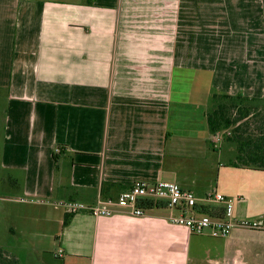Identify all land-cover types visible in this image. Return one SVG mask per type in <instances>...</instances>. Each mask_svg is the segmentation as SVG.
<instances>
[{
	"label": "crops",
	"instance_id": "crops-1",
	"mask_svg": "<svg viewBox=\"0 0 264 264\" xmlns=\"http://www.w3.org/2000/svg\"><path fill=\"white\" fill-rule=\"evenodd\" d=\"M0 89V201L21 206L0 216L6 255L47 264L49 238L63 264H263L262 224L254 240L243 227L215 238L162 207L94 217L53 204L137 180L202 196L252 170L219 162L205 114L214 93L264 97L262 0H0Z\"/></svg>",
	"mask_w": 264,
	"mask_h": 264
},
{
	"label": "built area",
	"instance_id": "built-area-1",
	"mask_svg": "<svg viewBox=\"0 0 264 264\" xmlns=\"http://www.w3.org/2000/svg\"><path fill=\"white\" fill-rule=\"evenodd\" d=\"M236 199L227 197L215 188L198 196L176 182L137 180L114 198H98L93 203L66 200L53 204L63 208L68 214L86 212L97 217L120 212L142 216L150 209L145 204L152 203V208L162 207L165 210L168 222L185 227L190 234L222 238L228 236L236 227L259 228L261 225L260 220L250 221L234 215ZM19 201L52 203L26 198H19ZM61 254L62 251L59 250L54 255L61 257Z\"/></svg>",
	"mask_w": 264,
	"mask_h": 264
},
{
	"label": "trees",
	"instance_id": "trees-1",
	"mask_svg": "<svg viewBox=\"0 0 264 264\" xmlns=\"http://www.w3.org/2000/svg\"><path fill=\"white\" fill-rule=\"evenodd\" d=\"M262 4L264 10V0ZM253 101L254 98L241 94L214 93L205 117L213 133L225 131L223 140L235 144L233 166L264 170V107H259ZM145 206L152 208L153 204L147 203ZM0 264L20 263L0 250Z\"/></svg>",
	"mask_w": 264,
	"mask_h": 264
},
{
	"label": "rangeland",
	"instance_id": "rangeland-1",
	"mask_svg": "<svg viewBox=\"0 0 264 264\" xmlns=\"http://www.w3.org/2000/svg\"><path fill=\"white\" fill-rule=\"evenodd\" d=\"M6 100V94L4 90L0 89V123H1V117L3 113V107ZM254 104L259 105V107H264V97L261 99H255L253 101ZM218 134L216 137V146H220L219 150V162L221 164H224V166H229V161L232 159L233 155L236 154L235 150V144L229 141H223L225 131H217L215 132ZM3 134V128L0 126V141L2 139ZM222 183L225 184L227 189H234V197L237 198L234 201L233 208L236 211H239L242 215V217L245 220H255L259 221L264 226V170H247L243 171V173L233 178V182L231 179L227 180H221L218 184L217 191L222 193ZM211 190V189H210ZM3 192L1 191L0 186V195L2 196ZM237 193L239 195H237ZM241 196V197H239ZM230 198H233L232 192L229 194ZM245 198V199H243ZM20 205H17L15 203H5L3 201H0V216L1 214H7L8 211H19ZM11 213V212H10ZM154 212L148 211L146 214H151ZM159 213L164 214L165 211L160 209ZM3 218V217H1ZM0 218V221H1ZM245 228V227H243ZM249 228H246L244 230H247L246 233L249 234V238L252 237L254 240V236L259 235L258 233L254 231L248 230ZM40 247L44 250V253L41 252V258L47 263V264H63L64 260L56 257L51 250L54 247L53 239L49 238H43L39 240ZM2 250V249H0ZM41 250V249H40ZM249 257H247L248 260ZM255 263V262H254ZM264 264V262H263Z\"/></svg>",
	"mask_w": 264,
	"mask_h": 264
}]
</instances>
